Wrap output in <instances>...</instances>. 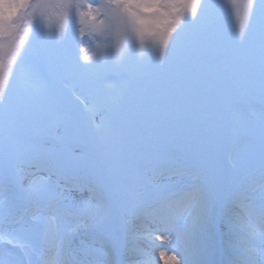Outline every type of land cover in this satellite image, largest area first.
<instances>
[{
	"label": "snow or ice",
	"instance_id": "obj_1",
	"mask_svg": "<svg viewBox=\"0 0 264 264\" xmlns=\"http://www.w3.org/2000/svg\"><path fill=\"white\" fill-rule=\"evenodd\" d=\"M165 244L264 264V0H0V264Z\"/></svg>",
	"mask_w": 264,
	"mask_h": 264
},
{
	"label": "rangeland",
	"instance_id": "obj_2",
	"mask_svg": "<svg viewBox=\"0 0 264 264\" xmlns=\"http://www.w3.org/2000/svg\"><path fill=\"white\" fill-rule=\"evenodd\" d=\"M213 2H215V0H213ZM216 24H217L218 27H220V28L225 32V34H227V31H228V29H229V27H230V21H229L227 18H224V19H218V20L216 21ZM86 45H87V43H86ZM85 47H87V46H85ZM85 54H86V55H89L90 53L86 52ZM68 84H70V86H72V83L68 82ZM77 93H78V95H79V89H77ZM68 98H69V97H68ZM69 99H70V98H69ZM70 100H71V99H70ZM71 101H72V100H71ZM72 103H73L74 105H76L75 102L72 101Z\"/></svg>",
	"mask_w": 264,
	"mask_h": 264
},
{
	"label": "bare ground",
	"instance_id": "obj_3",
	"mask_svg": "<svg viewBox=\"0 0 264 264\" xmlns=\"http://www.w3.org/2000/svg\"><path fill=\"white\" fill-rule=\"evenodd\" d=\"M154 255H155L157 261H159V253H156V254L154 253ZM159 264H163V261H159Z\"/></svg>",
	"mask_w": 264,
	"mask_h": 264
}]
</instances>
